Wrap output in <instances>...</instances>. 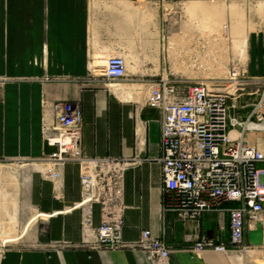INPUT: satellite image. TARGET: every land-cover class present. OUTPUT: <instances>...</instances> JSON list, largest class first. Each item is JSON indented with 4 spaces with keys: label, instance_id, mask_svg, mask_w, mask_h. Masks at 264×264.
Here are the masks:
<instances>
[{
    "label": "crops",
    "instance_id": "1",
    "mask_svg": "<svg viewBox=\"0 0 264 264\" xmlns=\"http://www.w3.org/2000/svg\"><path fill=\"white\" fill-rule=\"evenodd\" d=\"M187 1L190 19L179 29L209 31L203 19L218 26L226 18L228 30L233 27L243 38L242 56L234 58L243 77L264 79V0ZM192 17L196 22L187 30ZM119 53L126 54V78L109 84L91 75L92 64L103 65ZM195 74L162 76L193 83L202 77ZM158 76L150 74V0H0V239L33 240L11 243L0 264H152L140 248L129 246L143 229L168 244L172 264L264 261L262 224L247 223L245 240L255 248L243 258L236 251L197 252L194 245L203 236L229 243V213L207 211L198 220L182 221L165 209L161 113L146 104ZM258 87L248 86L240 97L242 119L260 99ZM57 103L81 106L87 156L128 161L123 178L126 247L95 248L92 232L85 236L84 221L91 217L94 231L101 211L97 204L80 205L81 164L67 163L58 169V178L48 172L56 147L44 141V120L56 123ZM245 139L264 151L263 130L247 131Z\"/></svg>",
    "mask_w": 264,
    "mask_h": 264
},
{
    "label": "built area",
    "instance_id": "2",
    "mask_svg": "<svg viewBox=\"0 0 264 264\" xmlns=\"http://www.w3.org/2000/svg\"><path fill=\"white\" fill-rule=\"evenodd\" d=\"M224 28L228 30V25ZM90 73L109 84L116 83L127 77L126 59L122 54L109 55L103 65L92 64ZM253 85L260 86L255 90L260 99L249 117L242 119L239 110L244 107L239 100ZM146 104L161 113L159 161L165 209L182 221L198 220L207 211L229 213V243L203 236L194 250L252 251L254 245L245 240L247 223L262 224L264 246V169L260 168L264 151L245 139L247 131H264V79H245L238 64H232L227 78L214 83L204 79L189 83L188 79L161 75L151 85ZM54 108L56 123L44 120V141L56 147L48 157V172L58 178V169L67 163L81 164L80 205L97 204L101 211V223L94 231L91 217L84 221L85 236L93 234L94 247L99 249L128 246L123 238V178L128 161L87 156L81 106L57 103ZM235 130L238 135L234 137ZM227 203L232 205L226 207ZM129 246L140 248L152 264H172L171 248L151 229H143L139 240Z\"/></svg>",
    "mask_w": 264,
    "mask_h": 264
},
{
    "label": "rangeland",
    "instance_id": "3",
    "mask_svg": "<svg viewBox=\"0 0 264 264\" xmlns=\"http://www.w3.org/2000/svg\"><path fill=\"white\" fill-rule=\"evenodd\" d=\"M209 2L223 5L224 1L209 0ZM187 3V0H165L160 3L150 0V74L167 75L169 72L191 75L196 73L194 77L202 76L201 80L212 78L223 80L227 78L232 64H235L234 58L242 56L239 54V50L243 38L240 37L241 34L238 31L233 30V27L231 31L224 28L228 23L226 18H222L218 26H211L203 19V24H208L209 31L182 32L179 29L182 27V22L190 19L186 14ZM180 8L183 11L182 16L179 14ZM154 9L157 10V13L152 12ZM195 22L196 17H192L187 30L192 29ZM167 25L172 28L171 31ZM175 34L178 35L174 37ZM122 55L125 57L126 54ZM133 57L132 55L131 59H134ZM97 63L101 65L99 62ZM161 64L163 69H160ZM238 68L243 72L241 65L238 64ZM11 243L29 245L33 243V240L23 239L2 243L0 239V256L3 255L5 249L12 247ZM257 263L264 264V261L251 260L249 264Z\"/></svg>",
    "mask_w": 264,
    "mask_h": 264
},
{
    "label": "bare ground",
    "instance_id": "4",
    "mask_svg": "<svg viewBox=\"0 0 264 264\" xmlns=\"http://www.w3.org/2000/svg\"><path fill=\"white\" fill-rule=\"evenodd\" d=\"M238 135V131H233V136L235 137V136H237ZM16 237V238H15ZM15 237H13V238H15V239H6V240H4V241H2V243H7V242H13V241H16V240H18V236H15ZM249 254V252L248 253H246V254H237V255H239V257H244V256H247Z\"/></svg>",
    "mask_w": 264,
    "mask_h": 264
}]
</instances>
